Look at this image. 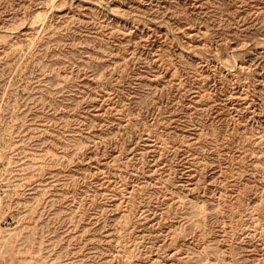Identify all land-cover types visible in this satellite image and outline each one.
Segmentation results:
<instances>
[{
	"label": "rangeland",
	"instance_id": "1",
	"mask_svg": "<svg viewBox=\"0 0 264 264\" xmlns=\"http://www.w3.org/2000/svg\"><path fill=\"white\" fill-rule=\"evenodd\" d=\"M0 264H264V0H0Z\"/></svg>",
	"mask_w": 264,
	"mask_h": 264
}]
</instances>
